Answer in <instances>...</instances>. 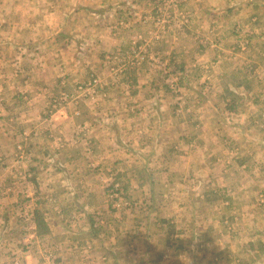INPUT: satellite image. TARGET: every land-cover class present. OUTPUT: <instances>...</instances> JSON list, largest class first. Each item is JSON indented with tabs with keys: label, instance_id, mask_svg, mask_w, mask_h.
Wrapping results in <instances>:
<instances>
[{
	"label": "rangeland",
	"instance_id": "374dc122",
	"mask_svg": "<svg viewBox=\"0 0 264 264\" xmlns=\"http://www.w3.org/2000/svg\"><path fill=\"white\" fill-rule=\"evenodd\" d=\"M234 4L243 6L241 11H236ZM228 5L233 12L228 11ZM236 12L242 13L239 24L231 21ZM246 16L254 26L240 25L246 22ZM128 22H155L164 26V31L166 25L173 24L172 39L192 37L189 45L198 55L208 52L215 56L214 64L223 68L225 75L216 87L224 88L221 81L230 84L236 91L225 92L229 98L237 97L239 81L251 77L246 80L243 100L239 99L245 123L241 124L237 116L227 121L232 142L237 144L233 156L238 166L230 167L236 168L231 171V180L223 175L231 164L223 158L206 162V157H200L205 160L201 164L199 153H181L188 146V119H193L192 127H201L207 124L204 116L212 111L203 106L202 118L195 116V120L185 109L196 98L212 102V82L177 74L178 70H170L169 60L157 61L149 54V44L141 33L129 38ZM121 40L126 41L128 50L118 49ZM119 51L126 52L123 60ZM155 65L159 73H152ZM134 66L142 72L133 71L129 76ZM125 76H129L128 89L121 87ZM136 86L149 89L132 100L130 95L139 92ZM142 103V107L138 106ZM262 114L264 0H0V149L5 153L0 157L9 156L10 166L21 167L15 172L7 171L9 165L2 157L6 168L2 166L0 177L19 180L14 195L19 194L24 201L19 210L21 230L28 234V221L23 216L25 211H31L32 203L41 215H61L53 203V196H59L58 204L64 201L71 210L63 219L64 228L91 226L103 240L99 244L98 238L90 236L92 241L85 244L90 253L86 249L87 253L81 252L79 258L65 261L59 260L50 247L40 246L34 249V254L39 253L35 264H70L71 259L78 264H96L97 251L106 248L111 252L115 243L121 245L123 249L119 250L130 264H264V150L258 144L260 140L252 137L263 133L264 143V124L254 118ZM31 129L34 148L29 146ZM111 131L117 132L122 144L112 152L106 142L115 136ZM81 132L85 153L91 152L99 135L104 145L98 142L94 144L95 154L79 155L85 159L83 162L91 160L94 169L71 172L64 159L71 155L70 151L77 153ZM148 133L165 138L162 146L140 150V142ZM241 134L247 135L245 141ZM165 141L174 145L167 149ZM207 142L204 140L202 146L212 144ZM64 144L69 146L61 147ZM170 154L163 163L162 159ZM30 163H34V169L23 170L22 166ZM159 167L166 168L169 175H152L170 184L165 196L155 179L156 186L150 194L147 188L152 178L148 176L150 169ZM78 193L85 195L75 198ZM181 193H185L184 197ZM190 196L210 205L207 215L195 218L191 210L183 213L182 204ZM126 210L132 211V217L124 213ZM54 221L59 223L58 219ZM173 226L179 228L178 233L169 231ZM197 232L211 233L212 238L198 236ZM68 238L66 231L64 239L70 252ZM205 240H211L209 247L204 246ZM109 251L106 257L99 256L100 263L119 264L115 256L108 257ZM26 252L29 251H19L20 255Z\"/></svg>",
	"mask_w": 264,
	"mask_h": 264
},
{
	"label": "crops",
	"instance_id": "0c3cea01",
	"mask_svg": "<svg viewBox=\"0 0 264 264\" xmlns=\"http://www.w3.org/2000/svg\"><path fill=\"white\" fill-rule=\"evenodd\" d=\"M248 4H249L248 6L251 5L250 3H248ZM255 6H256V4H255ZM227 7L229 9L228 11L233 12L234 9L232 8V6L228 5ZM240 8L242 9L243 6L239 7V6H237V4L235 5V10L237 9V10L241 11ZM127 9H130V11L133 10L129 6H127ZM226 12H227V8L225 10V14H226ZM236 14H237V12L234 14V17L231 21L239 24L238 20L242 21V13L238 12L237 15L239 16V19L235 17ZM247 24L254 26L255 23L254 22H247V16H246V22H244L242 24L240 23V25L245 26ZM128 27H130V29H131V30H128L129 38L133 39V36L136 34V32L141 33L143 38L146 39L148 44L150 45V46L146 45L149 49V54L152 57H157L158 58L157 61H161V62H166L168 60L171 61V63H170L171 69L170 70L174 71L176 69V70H178L176 72L177 74H179V73L183 74L184 73V74H186V76L195 75L196 79L199 78V79H201L202 82H206L207 80H210L212 82L213 95L215 96V98L212 100V102L210 101V103L208 104L207 101H205V100L203 101L199 98H196L188 106L189 109H185L186 112H190L192 115H194V119H195V116H199L202 118L203 113L200 111V109L203 108V106H206V108H208V109L211 108L212 111H211V113H208V116L207 115L204 116L207 120L205 123H207V124H203L201 127H197L196 125H195L196 127L195 126L192 127V124H194L193 119H190V118L188 119L190 125H188V122H186V120H185L186 124L190 128V130L187 131L186 134H188L190 136L187 138V140H188V144H187L188 146H186L187 149H184V152H181V153L185 154L189 151L190 152L189 156L191 154L199 153L198 154L199 155L198 160L200 159V157H202V158L206 157V162L209 160H214V159L218 160L219 158H223L224 160H226L227 164L231 163L230 166L225 167L226 169L223 170L224 171L223 175L228 180L229 179L231 180V178H230V175H232L231 171H234L236 168L232 167L230 169V167L235 166V165L238 166V164H237L238 159L235 156H233L234 151H236L235 146L237 144L235 142L234 143L232 142V141H234V138H232V136H230L231 135V129H229V127H227V124H228L227 121H228V119H232V118L237 116V119L239 120V122L241 124L245 123V119H246L245 110H242L243 107L239 104V103H241V101H239V99L243 100V93L246 91V88H247L246 80H248V78H249L248 74L242 73V72L240 73L243 77L247 76L248 78H246V79L244 78L243 80L238 82L239 92L236 94L237 97L236 98H234V97L229 98L225 94V92H227L228 90H232L234 92L236 91V90L230 88L231 87L230 84L226 85V84H224L223 81H221L219 83L221 84V86H224V88L216 87V85L218 84V81L220 80L219 78H221V76L225 75V72L222 70L223 68H221V66L218 64H214L215 56H209L208 52L202 51L198 55V52L196 51V49L193 48V46L189 45L192 37L189 38V40H185L184 39L185 37H180L179 39H176V38L172 39V36H174V35H172V33H174V32H172L174 30L173 24L172 25L171 24L166 25L165 31L163 29L164 26L158 25L155 22H145V24H141L140 22H131V23L128 22V26H126V28L128 29ZM258 31H260V29ZM261 31H262V28H261ZM259 37H261V33L259 34ZM183 40L187 41L188 44H187V42H184ZM124 41L121 40V46H117V47H119L118 49H120L122 47L123 48L126 47L127 50L129 49V46H125L126 41L125 42ZM138 43L140 46H142L141 41ZM137 47H139V46H137ZM139 48L141 50V47H139ZM125 53L126 52H123V51L118 52V55L121 56V60L124 59ZM149 58H151V57H149ZM159 69L160 68H158V65H155L154 69L152 70L153 71L152 73H159ZM239 69L240 68L237 67V71ZM133 71L136 73L142 72L140 69L137 68V66H134L132 68V71L130 72L129 76H131V73ZM143 73L151 74V72H145V71H143ZM129 76H125L123 78V84H121V87H125L126 89H128V87H129L128 86L129 85L128 77ZM249 79L251 80V77ZM126 82H127V84H124ZM260 82H262V81L260 80ZM257 83H258V81H257ZM135 89H137L139 92L138 93L134 92L132 95H130L129 98L132 100L138 97L137 94L145 91L146 89H149V87H147V86H136ZM146 98L149 99V97H146ZM141 99L143 101V98H141ZM147 99L144 98V100H147ZM132 100H131V102H132ZM231 100H232V102H231ZM138 106L142 107L143 103L141 105H138ZM147 106L143 107V111H145ZM195 113H200V114L195 115ZM254 118L256 119V121H260L262 123V125L264 124L263 123L264 114H262L259 118L258 117H254ZM219 125H221V126H219ZM261 128H262V126H261ZM243 131H245L248 135L251 134L248 132L247 129H244V127H243ZM112 133L115 136H113V137L111 136V138L108 141H106V142H109L108 143V145H109L108 149L111 152H112L113 148H121L122 147V144L117 140L118 138H120L117 136V132L111 131V134ZM259 134L260 135L255 134L252 137L255 138L256 140H260V141H258V144L260 145L261 149L264 150V143L262 142L263 136H261L263 133H259ZM30 135H31V137H30L29 146L31 145L34 148V138H33L34 137V130L33 129L30 130ZM240 136L242 137L243 141L246 140V137H244V136H247V135L241 134ZM83 137L84 136H83L82 132L79 135V137H77V142H76L77 147H78L77 153L74 152V154H72V152L70 151L71 155H69V156L66 155L67 158L64 159V161L67 162L68 169L71 172H79L81 169L92 170L93 163H91V160H89V162H83L81 160L85 161V159L80 158L79 155L82 154V155L87 156L88 154H91V153L95 154L97 152V150H96L97 146H94V144H97L99 142V144L104 145V143H102L99 140V138H100V135H99L98 142L96 140L95 141L93 140L94 141L93 146L92 147L89 146L91 148V152L85 153L84 149H85L86 144L85 143L83 144V142H84ZM228 137L231 138L229 142L227 141L229 139ZM143 140L144 141L140 142V147H139V149L140 150L142 149V151L143 150H149L152 145H154V148H156L158 146H162V142H163V140H165V138H163L162 136H158L157 134L156 135L153 134L152 136H149V133H148L147 136H143ZM204 140H207L208 141L207 143H212V144L203 147L202 145H203ZM90 143H92V142L89 141V144ZM164 143L165 144H163V145L167 149L171 148L174 145L173 142H166L165 141ZM170 143H172V144H170ZM216 143H219L220 147L219 146L215 147L214 145ZM64 146L68 147L69 144H68V146L66 144H64L61 147H64ZM256 146H257V144H256ZM70 148H74V147L70 146ZM206 148L208 149V151L205 150ZM248 149L253 150L251 147ZM199 151H201V152H199ZM203 151H207V152H203ZM246 151L248 152V150H246ZM4 154H5L4 149H0V155H4ZM173 154H176V153H173ZM171 155L172 154L164 157V159H162L163 163H164V160L166 158L169 159V157H171ZM2 157L4 158L3 160H5V161L10 160L8 158L9 156L8 157L7 156H1L0 157V170H2V166H3V163H1ZM181 157H183V156H180V158ZM202 158L199 160V162L201 164H202V161H205L204 159L202 160ZM28 159L30 160L29 157H28ZM191 160L193 162L196 161V159H194L193 157H191ZM192 164H193V166L197 165L194 163H192ZM7 165L10 166V163L8 161H7ZM9 166H7V168H6V166H3V167L6 168L7 171L9 170V171L15 172L17 170H21L20 166H16L14 164H11L10 167ZM162 166L163 165L161 164V167ZM22 167H23V170L24 169L26 170V168H24V167H27L32 171V169H34V163L33 164H31V163L26 164V166L23 165ZM102 167L103 166H100L98 168L102 169ZM190 167H192V166L190 165ZM242 168H244V167H240V169H242ZM163 169H165V170H163ZM163 169H160V167L158 169H150L148 176H149V178H151V177L152 178H151L150 182L147 183V186H148L147 188L149 190V194H150L151 189H153L152 187L156 186V181L158 182V185H160V190L162 191V194L164 196H165L164 192L167 191L168 187H171L170 184L168 182H165L163 178H161V179L158 178L156 180V178L154 177L158 174H161L162 172L165 174H168L166 171V168H163ZM48 170H50V168ZM155 173H157V174H155ZM74 175H76V174L73 173L72 176H74ZM118 176L120 177V175H118ZM214 179L217 180L218 178L217 179L214 178ZM16 181H19V180H16ZM16 181H13L9 177L7 179H2L0 177V249H1L0 250V264H12V262H13V264L14 263L15 264H35L36 263L35 258L37 257V255L39 253L36 252L34 254V249H35V251H37L38 249H40V246L41 247L45 246V249L51 248L52 251L54 250L58 254L59 260L63 261V259H64V261H65V260L70 259V258H73V259L79 258L81 256V252H83V251L86 252V249L90 253V247L89 246L86 247L85 244H87L90 240L92 241L93 236L95 238H98L97 241L99 242V244H102L103 240L100 241L101 238L97 237L98 234L96 236V231L93 228H91V226H89L88 228H85V227L80 228V226H79L78 229H76V230H74V225H70L68 228H64L63 219L66 217V215L69 213V211L71 212V210H69L70 206H68L64 201L63 202L61 201L60 205L58 204L56 199L57 198L59 199V196L56 199L53 196V203L55 206L58 207V209H60L61 215H59L56 212L55 215L57 217L53 218V215H51V213H49V214L43 213V220L47 225V232L43 235H40L37 233L36 227L33 225L31 231H29L28 234H24L23 233L24 231L21 230V226H20L21 218H20V211H19V210H21V206H23L22 204L24 201L22 202V200H21L22 196L19 197V194H17V196L14 195L16 188L17 189L19 188L18 187L19 182H16ZM228 182L230 183V181H228ZM172 188H173V185H172ZM172 188H169V189H172ZM74 195H75V198H81L85 194H82L81 196H79V193L74 194ZM184 195H185V193H181V196L184 197ZM200 198L203 199L202 197H200ZM2 203H7L8 206H4L5 204H2ZM229 204H230V202H229ZM31 205H32V209L30 212H32L34 214V205H33V203ZM182 205H183V213L186 214L188 210H191L194 213L195 218L198 216V214H206L207 215L208 211L211 210L209 204L199 202L196 199H194L193 196L187 197ZM29 207H31V206H29ZM101 211H102V213L104 212L103 210H101ZM131 212L132 211H130V210L124 211V213L127 216L132 217ZM203 218L207 219L208 222H211L210 217L207 218V216H205ZM54 219H58L59 223L54 221ZM79 223H81V222H79ZM90 223H91V221H90ZM92 224L95 225L96 223L92 222ZM66 231H69V238L68 239L70 242L69 243L70 244V252L66 246L67 243H65V239H64V235H65ZM169 231L176 234L179 232V228L178 227L174 228V226H173V228L169 229ZM180 231H182V229ZM188 231H189V229H188ZM199 234H203L204 236H206V239L208 237L212 238V236H210L211 233H208V232L198 233L197 235L199 236ZM90 236H92V237H90ZM5 237L8 238L7 242L4 241ZM127 237L128 236H125V238H127ZM102 239H103V235H102ZM34 242L37 244H34ZM210 242H211V240L210 241L205 240L204 246L209 247L211 244ZM38 243H40V244H38ZM89 244L94 245V242L93 243L90 242ZM127 244H128V242L126 243V252L128 251V245ZM104 245L105 244H103V246ZM112 245H113V247H112L113 249H111V252L109 251V249L107 250L106 248H104V250L102 249V250L97 251V255H95V257L98 256V258H97L98 261L96 264H102V263H100L101 260H99V256L101 257L102 255H104L106 257V253H108V251H109L108 257L111 258L110 256H112V257L115 256L116 263L122 264L124 261V264H130V262L127 263L125 255H123V253H121L122 251L119 250V249H123L122 247H120L121 245L116 244V243L112 244ZM20 250L21 251L28 250L29 252H26V253L20 255V253H19ZM93 252H95V249L93 250ZM72 254H74V255H72ZM9 255H13L14 258L7 257ZM103 261H105V260L103 259ZM78 263H79V261H77V260L72 261V259H71L70 264H78ZM107 263L108 262H104V264H107ZM109 264H111V262H109Z\"/></svg>",
	"mask_w": 264,
	"mask_h": 264
},
{
	"label": "trees",
	"instance_id": "16d2710c",
	"mask_svg": "<svg viewBox=\"0 0 264 264\" xmlns=\"http://www.w3.org/2000/svg\"><path fill=\"white\" fill-rule=\"evenodd\" d=\"M31 223L36 227L38 234L41 235L47 232V225L43 220V214L41 215L37 209L34 210V219Z\"/></svg>",
	"mask_w": 264,
	"mask_h": 264
},
{
	"label": "built area",
	"instance_id": "2783aa9c",
	"mask_svg": "<svg viewBox=\"0 0 264 264\" xmlns=\"http://www.w3.org/2000/svg\"><path fill=\"white\" fill-rule=\"evenodd\" d=\"M95 82V81H94ZM24 218H25V220L26 221H28V224H27V226H26V231L27 232H29V231H31V229H32V220L34 219V214L32 213V212H30V211H25L24 212V216H23ZM48 260V259H47Z\"/></svg>",
	"mask_w": 264,
	"mask_h": 264
}]
</instances>
